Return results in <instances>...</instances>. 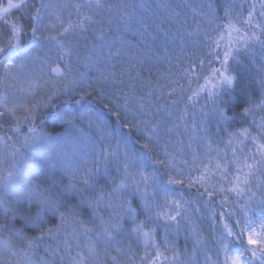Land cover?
Segmentation results:
<instances>
[{"label":"snow or ice","instance_id":"6c2138e0","mask_svg":"<svg viewBox=\"0 0 264 264\" xmlns=\"http://www.w3.org/2000/svg\"><path fill=\"white\" fill-rule=\"evenodd\" d=\"M250 7L254 10L256 5L252 4ZM260 7L261 11L257 15L261 19L253 24V11H249L248 18L244 19L242 12L232 0H224L223 3L220 0H200L199 3L196 0H185L182 5L176 6L169 4L168 0H157L155 5L144 3L137 5L129 0H83L82 3H54L53 0H6V2L0 0V73H2L0 79L7 81L24 71V62L28 59L23 51L26 37L31 46L38 50L47 48L49 51L55 49L56 52L54 58L45 56L36 75V79L43 80V86H47V92L41 98L34 96L29 104L15 105V111L23 110V116H17L11 108L0 106V128H6V132L0 135V146L10 147L8 142L21 135L23 136L21 147L30 146L37 141L55 143L59 151L56 156L48 158V165L68 171L66 156L69 150L75 149L76 142L80 138L79 123L87 120L90 128L94 127L103 133L107 130L109 122L102 120L101 116L107 112L115 117L117 122H123L120 124L121 128H135L141 132V137L146 139L141 147V151L145 154L158 150L161 136L157 129L149 126L151 121L145 117L155 116L162 109L158 104L147 99V96L154 93L141 96L137 89L142 90L145 84L151 86V81L142 80V76L144 72L151 73L153 69L152 60L155 59V52L158 49L154 48L156 40L152 33L160 27L158 21L161 13H167L169 18L175 17L179 20L184 12H191L194 21H197L196 31H203L217 49L224 39L223 34L218 40L211 38L224 25L220 24L213 28V24L217 20L230 17L237 19L244 32L242 34L241 28H236L231 23L227 25L229 50L223 52V59L220 61L221 66L226 67L229 64V57L233 56L232 33L239 37L242 45H247L249 48L250 42H259L264 46V0H261ZM57 9L67 10L69 16L74 14L76 20L65 19ZM72 9H75L74 13ZM177 9L183 11L178 12ZM112 24H116L117 29L134 31L141 38L137 42L138 48L136 45L125 47L120 42L107 40L105 30L111 31ZM257 29L260 32L259 36L256 35ZM89 36L93 40L91 47L87 44ZM215 55L219 59L220 52L216 51ZM52 63H63V71L59 66L54 67L51 68L50 75L47 69ZM211 63L212 61L209 60V64ZM203 64L202 60L201 66ZM81 67L95 68L98 74L90 78L85 71L80 70ZM213 71L220 76L224 84H232L231 76L225 75L220 69L213 68ZM218 87L217 84L212 85V88ZM260 87L264 90V79L260 81ZM208 92L209 96L213 97L212 107L209 110L210 117L217 121L228 120L216 99L218 91L213 92L210 88ZM61 94L78 96L76 104H81V101L90 98L100 105L99 112L85 111L83 105L78 113L71 108L66 109L59 119L69 129L75 130L74 134L66 131L63 135L55 137L41 135L37 130L36 120L44 109L55 108L53 100ZM121 99L123 103H120ZM188 99L191 100L192 97ZM8 103L7 97L0 101L2 105ZM258 106L264 111V100ZM255 107L251 99L243 110L245 122L247 116L255 115ZM153 108L156 109L155 113ZM22 125H29L26 133L23 132ZM249 127H254L257 131L256 136H253L248 128H244L242 133L233 132L230 136L234 135L237 138L240 135L247 136L256 151L248 157L246 153L250 149L247 145L237 150L240 155L236 163L241 164V161L243 163L237 169L235 182L228 180L232 186L220 189V192L226 193L220 205L222 209L224 204L228 203L231 193H236L239 200L231 205L234 209L232 212L219 213V220L212 225L215 231L210 233L211 240L208 244H211V247L204 244L200 249H196L193 245L197 252L196 264H199L200 255H203L204 264H264V215L252 219L248 211L249 205L257 195L253 187L258 188L259 195L264 198V181L251 183L256 180L257 174L264 177V119L259 123L253 120ZM144 132H150L151 135L144 137ZM257 139L261 142L256 143ZM11 147L15 161L21 154L20 149ZM89 154L90 160L87 159ZM236 154L234 152L233 155ZM179 155L180 153L172 155L166 152L165 157L157 159L155 163L171 169ZM248 159H252L254 163H248ZM108 162L114 163L117 173L110 176L111 186L99 190L92 188V178L96 171ZM192 163H196L195 154ZM181 164L187 165L188 161L183 160ZM216 167L219 170L220 165ZM244 169H247V172ZM14 174L13 165L7 175H0V187L11 188L18 199L35 201L39 205L34 216L23 218L26 224L38 228V234L27 233L23 224L16 227L18 222L14 218L18 212L0 201V248L7 252L6 256L0 257V264H125L123 258L132 253V245H137V251L139 250L141 237L144 238L147 248L152 251L146 250L145 256L140 259V264H184L181 258L186 257V253L175 250L174 240L158 239L159 228L165 229L168 233L173 230L179 231L185 218L182 205L177 201L169 202L167 198L161 203L155 191L149 196L147 189L153 185L149 183L148 177L144 176L139 166L133 163V157L127 151L121 153L119 147L113 149L107 142V137H103L102 143H94L90 153L85 154V159L71 168L72 179L63 187L64 191L75 190L77 194H87L83 195L82 202L87 203L91 210L93 217L91 221L82 220L81 214L75 207L62 206L58 193L53 191L57 183L55 179L44 188H37L35 185L21 188L15 183ZM177 174H182V168L177 169ZM224 175L227 176L228 172ZM203 181L204 174L198 179L189 180L188 186L193 187L197 183L202 184ZM169 183L183 185L185 181L170 178ZM202 195L214 200L219 192L215 189H205ZM132 196L139 197L145 212L144 219L137 218V211L131 202ZM245 197L247 201L244 200ZM165 208L169 210L165 212ZM46 210L56 213L58 224H52L51 227L41 226V217ZM106 210L110 211L108 219L104 220L98 216V212ZM19 211L23 212L24 209L21 207ZM96 220H99L98 225ZM86 222L94 226L86 228L84 227ZM141 225L149 228L150 231L142 232ZM219 225L222 227H218ZM129 226L130 230L126 232L125 228ZM101 228L103 231H100ZM132 232L136 234L135 240H132ZM151 234H155V239L149 241ZM48 237H52L53 242H49ZM84 237L88 238L87 246L83 242H75L82 241ZM245 237L247 247L244 248V254L232 256L230 253L233 242L240 240L244 244ZM126 240L130 241L127 251L123 247H116L123 245ZM199 242L200 238L197 235V243ZM113 251L117 255H112L109 259ZM168 252L172 253L171 257L166 255ZM222 252L223 261H221ZM248 253L250 256L247 255ZM132 255L133 258L128 259L126 264H136L135 254ZM187 264H192V261H188Z\"/></svg>","mask_w":264,"mask_h":264},{"label":"trees","instance_id":"16d2710c","mask_svg":"<svg viewBox=\"0 0 264 264\" xmlns=\"http://www.w3.org/2000/svg\"><path fill=\"white\" fill-rule=\"evenodd\" d=\"M170 2L174 5L177 3L176 0H168L169 4ZM61 3H75V1L62 0ZM133 3L137 5L141 3L152 4V2L149 3L146 2V0H135ZM252 4L256 5L254 10L250 7ZM260 4L261 0L249 3L248 7L250 11H253V24L258 23L261 19L257 15V13L261 11ZM163 18L168 22L171 20L167 13L162 12L159 21ZM221 22L222 20H217L213 24V28L220 25ZM171 26L173 27L172 30ZM171 26L165 27L160 32L152 34L156 40L155 44L162 48H155L158 49V51L155 52V59L152 60V72L149 73L146 71L142 76V80L151 81V86L149 87L145 84L142 90L140 88L137 89L138 94L141 96L150 92L154 93V95L147 96V99L152 103L158 104L162 109V111L155 116L147 115L145 117L148 121H151L149 126L157 129L161 136V140L158 141V150L146 154L141 151V147L146 142V139L142 138L141 132L137 131L135 128H128V131L131 136L139 142V146L132 143L124 129H117L114 123H110L109 129L103 133L98 129L80 130L83 134L90 135L94 143H96V140L102 143L103 137H107V142L112 145L113 149L119 147L121 153L127 151L133 157V163L139 166L143 175L148 177L149 183L153 185L147 189L149 196L155 191L161 203H164L165 198H167L169 202L177 201L182 205L185 218L179 231L173 230L168 233L165 229L159 228L158 239H172L176 244L175 250L177 252H185L193 250V245L197 248L204 245L205 242L208 243L211 240V235L208 234L215 231L212 225L219 220V213L221 211L232 212L234 209L231 205L239 200L236 193H231L228 203L224 204V210L218 205L216 199L211 200L206 195L203 197L196 195L195 190L205 192V189H215L216 192H219V195L215 197L222 202L226 193L220 192V189H227L232 186L228 183V180L235 182L237 169L243 163V161H241V164L236 163L240 155L237 150L247 145L250 149V151L246 153L248 157H251L256 151V149L252 148L254 145L247 136L240 135L239 138H237L234 135L230 136V134L234 131L243 130L244 128L254 129V127H249L253 120L259 123L264 119V111H261L258 106L261 104L262 100H264V90L260 87V81L264 79V46H261L259 42H250L251 47L249 48L247 45H242L239 42V37L234 34V39L232 40L233 56L229 57V64L226 67H222L220 61L223 59V52L229 50L228 32L225 37L223 35L224 39L221 41L219 49H217L216 45L211 43L209 38L205 35H189V32L186 31L185 35L181 37L175 30L173 23ZM111 29V31L105 30L107 40L120 42L122 44L125 42L122 40L131 33V30L125 31L117 29L116 24H112ZM248 31L251 33V29ZM224 32V28L223 30H219L211 39L218 40L220 35ZM243 32L244 28L241 33L243 34ZM218 33L220 34L218 35ZM216 35L218 36L216 37ZM256 35H260L259 29H257ZM25 39L31 46L28 38L26 37ZM92 43L93 40L91 36H89L87 40L89 47L92 46ZM138 46L139 45H136V47ZM47 51H49L47 48L39 49V53ZM216 51L220 52L219 59H217L215 55ZM202 60L204 61L203 66H201ZM209 60L212 61L211 64H209ZM213 68L223 69L225 75L232 77V84L226 85L223 82L219 83L220 76L213 71ZM80 70L85 71L90 78L98 74L95 68L84 69L81 67ZM213 84H217L219 87L212 88ZM210 88L213 92L218 91L216 99L223 108L225 115L229 118L228 120L217 121L210 117L209 110L212 107L211 102L213 99L212 96H209L208 90ZM125 91H127V89H125ZM66 96L72 97V101L79 98L75 95ZM188 97H192V99L189 100ZM251 99H253V104L256 106L255 115L247 116V122H245V113L243 110L247 107ZM94 103L100 106L98 103ZM120 103H123L122 99ZM82 105L84 107L87 106L84 103H82L81 106ZM75 106L79 107L80 104H75ZM153 112H156L155 108H153ZM179 116H182V120L178 122L172 121V118ZM67 127V125L61 122L44 121L38 127V130L42 135L52 137L60 134L63 135L66 131L69 133L75 131L73 129H66ZM141 129H143V125H141ZM169 129L172 131L169 132ZM205 129H207V132H205ZM150 135V132L143 133L144 137ZM252 135L256 136L257 131L252 133ZM260 142L261 141L257 139L256 143ZM13 143L17 149L19 144H22L23 141L14 138ZM166 152L172 155L180 153L176 164L171 169L155 163L157 159H163ZM234 152L237 153L236 156L233 155ZM193 154L196 156L195 164L192 163ZM87 159L90 160L91 155H88ZM183 160H187L188 164L182 165L181 161ZM150 161L156 164L157 169L154 165L150 164ZM247 162L254 163L252 159H248ZM38 165L42 167L39 168ZM38 165L35 171L38 177L33 176L32 185H35L37 188H44L55 179L57 183L53 191L58 193V199L62 206L67 207L71 205L81 214L80 218L82 220L88 221L89 218L92 220L93 217L88 214L91 213V210L88 208L87 203L82 202L83 195L87 194H77L75 190H63V187L72 179L70 174L71 170L65 171L59 167L53 168L48 165V161L45 158L40 159ZM205 165H207V167H205ZM216 165H220L219 170H217ZM181 168L182 174L178 175L177 169ZM244 171L247 172V169H244ZM225 172H228L227 176L224 175ZM115 174L117 173L114 163L108 162L102 165L92 178V181H94L92 182V188L97 190L109 188L111 186L109 182L110 176ZM202 174H204L203 183H197L192 188H189V190L175 189L172 185L166 183V180L169 181L170 178L183 179L185 181L183 185L188 186L189 180L198 179ZM260 181H264V177L257 174L256 180L251 183L257 184ZM117 183H119V180H117ZM77 187H79V184H77ZM253 191L256 192L257 195L254 201L249 205L248 211L251 218L257 219L264 215V213H262L258 216L256 213L257 210L260 212V208L264 210V202H262L264 198L259 195L258 188L253 187ZM244 200L247 201V197H245ZM131 202L137 211V218L144 219L145 212L139 197L132 196ZM24 203H26V206L23 208V212L19 211L18 206H11L18 212L14 218L18 222L16 227H20L21 224H26L25 221L23 222L25 215L34 216L36 214L37 208L35 201H32L28 206L27 201H24ZM168 210V208L164 209L165 212ZM109 211L110 210L98 212V216L107 220ZM55 223H59L56 213L46 210L41 217V226L51 227L52 224ZM161 223H163V221H161ZM96 224H99V220H96ZM93 226L92 223L84 224L86 228H92ZM24 227L27 233L32 235L38 234L36 232L32 233L28 224L27 226L24 225ZM173 227L175 228V225ZM218 227H222V225ZM141 229L142 232L150 231L149 228L143 227L142 225ZM129 230L130 226L125 228L126 232ZM100 231H103V229L101 228ZM69 232H71V228H69ZM197 235H199L200 238L199 243H197ZM61 239L63 240L64 237L62 236ZM135 239L136 234L132 232V240ZM153 239H155V234L150 235L149 241ZM48 241L53 242V238L48 237ZM87 241L88 238L84 237L82 241L78 240L75 242L87 244ZM129 243L130 241L126 240L123 245H116V247H123L127 251ZM243 245L242 241L235 240L231 247L232 249L246 248L243 247ZM138 248L139 250L137 251V245H132V253L123 258L125 264L129 256L131 259L133 258L132 254H135L136 264H140V259L145 256L146 250L149 252L152 251L150 248H147L143 237H141L139 241ZM1 249L2 248H0V257L6 256L7 252H3ZM114 253L117 255L115 251ZM166 255L171 257L172 253L168 252ZM247 255L250 256V253ZM110 258L109 256V259Z\"/></svg>","mask_w":264,"mask_h":264},{"label":"rangeland","instance_id":"374dc122","mask_svg":"<svg viewBox=\"0 0 264 264\" xmlns=\"http://www.w3.org/2000/svg\"><path fill=\"white\" fill-rule=\"evenodd\" d=\"M61 1L62 0H53L54 3H61ZM73 1H75V3H79V2L82 3L83 2V0H73ZM134 1L135 0H130L131 3H133ZM176 1H177L176 5H182L183 3H185V0H183V1L176 0ZM146 2H149V3L152 2V5H155L157 0H146ZM196 2L199 3L200 0H196ZM220 2L223 3L224 0H220ZM232 2H234L236 5H238V9L240 10V12H242L243 18L247 19L248 13L250 11V9L248 7L249 3H254V2H256V0H232ZM170 4L172 6H176V5L172 4L171 2H170ZM240 6H243V7H240ZM57 11H59L60 14L65 19H71L73 21L76 20V16L74 14L72 16H69L67 10L61 11L60 9H57ZM72 11L74 13L75 9H72ZM177 11L181 12L183 10L177 9ZM221 13H222V11H221ZM185 16H187L186 20H185ZM158 23H159L160 27H159V29L153 30V33H158L163 28L171 26L173 23L175 26V30L179 33V35L181 37L183 35H185L186 31L191 33V35H202V34L204 35L203 31H200V32L196 31L197 21H194L193 15L191 14V12H184V14L180 16L179 20H177L176 18H171V20L168 22L163 18ZM180 23H182L183 25ZM229 23L233 24L236 28H241V25H240V23L237 22V19H232L231 17L228 19H222L221 24L224 25L223 28L225 31L223 33L224 37L226 36V34L228 32L227 25ZM223 28H220V30H223ZM172 29H173V27L171 26V30ZM242 29L243 28H241V31H242ZM219 34L220 33H218V35ZM234 34L235 33H232V36ZM218 35H216V37ZM140 39L141 38L138 35H136V33L134 31H131L130 35H127V37L122 40V41H125V42H123V46L128 47L130 45H138L137 42L140 41ZM30 47L32 49H31L30 53H26V56L28 57V59H26L24 62V71L16 77L9 78L7 81L0 79V101H3V99L5 97H7L8 101H9V103L7 105L0 104V106L11 108V109H13V111H15V105L29 104L33 100L34 96L36 98H41L44 95V93L47 92V90H48L47 86H43V80H37L36 79V75L39 73L41 61H43V60L42 59L35 60L33 58V56H35V51L37 48H35L33 46H30ZM154 48H160L161 49L162 47H159L158 45L155 44ZM234 52H235V50H234ZM43 55H45V56L46 55L47 56L53 55L52 57L54 58L56 55L55 49H53L51 51L44 52ZM58 66L61 68V71H63V66L61 63H52L47 69L48 73L51 75L52 74L51 68L58 67ZM221 71L224 72L223 69ZM224 74H225V72H224ZM0 76H2V73H0ZM221 82H222L221 79H219V83H221ZM64 97H66V98H64ZM71 98L72 97H67L66 95H61V96L54 98L53 103L55 104V108L49 107L47 109H44L41 112L40 116H38V118L36 120V124L39 123L44 118L46 121H52V122H56V123L62 122L59 119V116L61 114H63V112L66 109H69V108L73 109V111L75 113H78V111L81 110V107L75 106L76 103L72 104L70 102ZM15 114L17 116H23L24 115L22 109L20 111H15ZM87 126L89 127V124H87ZM4 129H6V128H4ZM88 130H90V129H88ZM248 130L252 133L256 132L255 129H248ZM234 132H241L242 133L243 130H238V131H234ZM72 134H74V133H72ZM8 135H11V133L10 134L8 133ZM17 139L19 141H23V136L21 135ZM89 141H90V135H86V136L84 135L83 136L81 134L80 138L76 142L75 149L68 151V154L66 156V162H67L70 170L73 166H75V164H77V163H79L85 159V154L87 152L90 153L93 143H90V145H89ZM252 148L256 149L255 146ZM23 149H24L23 154H20L19 158L15 159V161H14L11 159L10 147L0 146V175H7L8 171L10 169H12L13 165H14V167L20 165V168L27 170V172L24 175L21 174L19 171H15L13 179H14L15 183L17 185H19L21 188H25V187L30 186L33 183V176L38 177V175H36L35 171L37 169L38 163L40 162V159L45 158L48 161L49 157L56 156L58 151H59V147L55 143H44V142L37 141L35 143H32L30 146L24 147ZM31 152H34L33 155L30 154ZM30 155H32V156L30 157ZM29 157H30V159H28ZM8 160L12 162V167H10V163L8 162ZM27 164H29V166L30 165L31 166L26 167ZM38 167L40 168L42 166L38 165ZM2 195L4 197V200L2 199L3 198ZM1 200L4 201L8 205L9 204L11 206L14 205L15 207L18 206L19 209L21 207L24 208L26 206V204L22 203V200H25V199H18L11 188L0 187V201ZM36 208L39 209L38 206ZM27 212H29V211H27ZM256 213L258 216H260L262 213H264V210L262 208H260V212L257 210ZM23 222H24V219H23ZM85 245L87 246V244H85ZM129 259H131L130 256H129Z\"/></svg>","mask_w":264,"mask_h":264},{"label":"bare ground","instance_id":"6f19581e","mask_svg":"<svg viewBox=\"0 0 264 264\" xmlns=\"http://www.w3.org/2000/svg\"><path fill=\"white\" fill-rule=\"evenodd\" d=\"M36 167V166H35ZM38 168V167H37Z\"/></svg>","mask_w":264,"mask_h":264}]
</instances>
